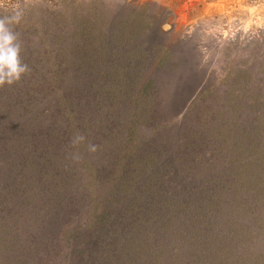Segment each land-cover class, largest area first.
I'll use <instances>...</instances> for the list:
<instances>
[{"label": "trees", "instance_id": "16d2710c", "mask_svg": "<svg viewBox=\"0 0 264 264\" xmlns=\"http://www.w3.org/2000/svg\"><path fill=\"white\" fill-rule=\"evenodd\" d=\"M10 1L31 72L0 88V264H264L251 72L222 88L129 4Z\"/></svg>", "mask_w": 264, "mask_h": 264}, {"label": "rangeland", "instance_id": "374dc122", "mask_svg": "<svg viewBox=\"0 0 264 264\" xmlns=\"http://www.w3.org/2000/svg\"><path fill=\"white\" fill-rule=\"evenodd\" d=\"M112 1L132 5L141 12V19L160 24L166 35L165 48L170 46L184 56V49L196 48L198 63L209 69V75L216 72L214 77L223 81L222 88L228 85L224 82L230 69L242 66L252 75L249 98L254 100L264 90V0ZM19 7L18 1L0 0V8ZM164 26L169 27L164 30ZM247 115L255 119L261 112L251 113L246 106L242 118Z\"/></svg>", "mask_w": 264, "mask_h": 264}, {"label": "clouds", "instance_id": "9594fccd", "mask_svg": "<svg viewBox=\"0 0 264 264\" xmlns=\"http://www.w3.org/2000/svg\"><path fill=\"white\" fill-rule=\"evenodd\" d=\"M21 19L22 13L19 11L0 16V88L20 82L31 72L29 65L22 59V42L19 33L13 28V25L19 24ZM84 140V136L77 135L72 143L77 145ZM88 150L95 153L97 146L88 144ZM76 158H79L78 154Z\"/></svg>", "mask_w": 264, "mask_h": 264}, {"label": "bare ground", "instance_id": "6f19581e", "mask_svg": "<svg viewBox=\"0 0 264 264\" xmlns=\"http://www.w3.org/2000/svg\"><path fill=\"white\" fill-rule=\"evenodd\" d=\"M167 27H169V26H165V28H167Z\"/></svg>", "mask_w": 264, "mask_h": 264}, {"label": "water", "instance_id": "95a60500", "mask_svg": "<svg viewBox=\"0 0 264 264\" xmlns=\"http://www.w3.org/2000/svg\"><path fill=\"white\" fill-rule=\"evenodd\" d=\"M163 29L165 30V26L163 27Z\"/></svg>", "mask_w": 264, "mask_h": 264}]
</instances>
